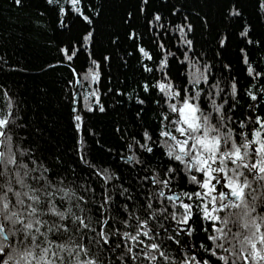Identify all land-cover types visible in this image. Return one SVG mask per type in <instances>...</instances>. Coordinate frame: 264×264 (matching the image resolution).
Listing matches in <instances>:
<instances>
[{
	"label": "snow or ice",
	"instance_id": "snow-or-ice-1",
	"mask_svg": "<svg viewBox=\"0 0 264 264\" xmlns=\"http://www.w3.org/2000/svg\"><path fill=\"white\" fill-rule=\"evenodd\" d=\"M10 8L0 264H264V0Z\"/></svg>",
	"mask_w": 264,
	"mask_h": 264
},
{
	"label": "trees",
	"instance_id": "trees-1",
	"mask_svg": "<svg viewBox=\"0 0 264 264\" xmlns=\"http://www.w3.org/2000/svg\"><path fill=\"white\" fill-rule=\"evenodd\" d=\"M9 16L16 17V13L10 8V0H0V23H4L7 26ZM27 24L28 20L25 17H21V28L27 26Z\"/></svg>",
	"mask_w": 264,
	"mask_h": 264
}]
</instances>
